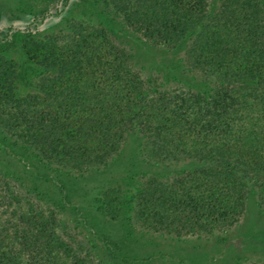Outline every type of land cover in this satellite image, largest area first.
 Listing matches in <instances>:
<instances>
[{
  "label": "trees",
  "instance_id": "1",
  "mask_svg": "<svg viewBox=\"0 0 264 264\" xmlns=\"http://www.w3.org/2000/svg\"><path fill=\"white\" fill-rule=\"evenodd\" d=\"M75 3L53 0L33 12L27 30L59 17L67 25L34 39L17 68L1 60L3 132L49 163L86 171L107 165L135 135L133 156L155 169L133 172L132 222L145 230L179 237L229 230L248 213L251 194L264 211L261 0H98L101 13L161 48L147 68L101 16L97 24L74 19ZM16 36L11 24L0 30V52ZM37 65L44 70L33 82L28 70ZM26 85L28 93L15 90ZM109 189L122 196L121 184ZM252 237L264 250V229L249 227L228 246L251 248ZM107 243L113 259L127 257ZM81 246L68 245L53 213L0 170V264H102Z\"/></svg>",
  "mask_w": 264,
  "mask_h": 264
},
{
  "label": "rangeland",
  "instance_id": "2",
  "mask_svg": "<svg viewBox=\"0 0 264 264\" xmlns=\"http://www.w3.org/2000/svg\"><path fill=\"white\" fill-rule=\"evenodd\" d=\"M53 0H0V30L11 24L16 31V43L6 51L0 52L3 60L16 63L25 58V51L34 39L48 38L62 34L67 23L63 18L47 22L31 31L33 12L53 6ZM98 0H76L72 11L76 20L83 19L97 24L99 16L109 23L106 27L112 38L120 44L126 42L132 52L137 67H150L152 60L162 58L161 48L144 44L143 40L131 33L119 21L101 13ZM264 7V0H261ZM32 28V27H31ZM147 48L151 56L141 51ZM5 53L3 57L1 53ZM146 59V60H144ZM32 60V59H31ZM0 63V88L1 65ZM152 66V65H151ZM44 69L41 65L30 67L29 79L33 80ZM17 82V79H14ZM29 85L15 89L25 94ZM0 91V98L2 97ZM4 98V97H2ZM139 138L129 135L121 151L105 166H95L91 170L71 168L57 162H47L34 148L3 132L0 127V170L12 177L16 183L33 194L34 202H40L45 210L53 213L55 230L72 248L82 245V254L90 252L102 264H245L252 261L264 262V250L249 241L251 248L236 250L229 248L231 239L242 233L245 227L264 229V211L256 204L253 194L249 197L248 213L241 222L226 231L211 235L175 236L145 230L132 222L134 173L154 171L153 166L142 164L134 157ZM133 170V171H132ZM163 172V170L161 169ZM168 171V170H166ZM132 177V178H130ZM114 183L123 187L122 196L117 198L109 189ZM115 242L125 259L112 258L109 244L101 237ZM256 246V248H255ZM259 246V245H258Z\"/></svg>",
  "mask_w": 264,
  "mask_h": 264
}]
</instances>
